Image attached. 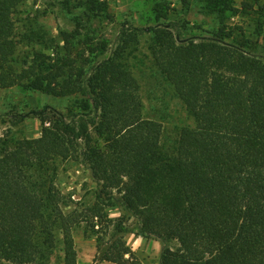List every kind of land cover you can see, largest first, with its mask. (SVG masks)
<instances>
[{"label": "trees", "instance_id": "1", "mask_svg": "<svg viewBox=\"0 0 264 264\" xmlns=\"http://www.w3.org/2000/svg\"><path fill=\"white\" fill-rule=\"evenodd\" d=\"M26 1L0 0V90L76 98L78 112L68 120L46 108L36 113L39 137L0 136V260L77 264L74 231L85 224L97 233L101 261L143 264L124 240L134 221L138 236L164 243L160 264H264V57L251 51L245 32L222 25L212 36L183 39L176 23L125 24L109 51L90 27L107 14L105 3L88 0L98 14L85 11L72 31L50 37L17 32L13 9ZM204 1L211 12H239L233 0ZM254 6L264 9V0L244 9ZM155 12L166 14L162 6ZM144 37L193 119L171 149L162 124L144 116L130 64ZM77 157L98 189L93 203L66 212L56 164ZM115 208L122 209L118 222L109 219ZM103 222L107 241L96 231Z\"/></svg>", "mask_w": 264, "mask_h": 264}, {"label": "rangeland", "instance_id": "2", "mask_svg": "<svg viewBox=\"0 0 264 264\" xmlns=\"http://www.w3.org/2000/svg\"><path fill=\"white\" fill-rule=\"evenodd\" d=\"M64 1L29 0L15 6L13 15L17 32L34 30L56 37L61 31H72L75 28L76 16L84 17L85 11L93 10L98 14L97 9L88 4V0H71L69 7L64 6ZM99 1L107 5V14L110 18L107 14L96 16L90 27L96 31L95 41L103 40L109 51L115 48L121 28L125 24L136 28H147L158 23L171 22L179 26L183 39L212 36V33L222 25H225L227 30L235 29V34L242 29L251 41V51L264 57V9L260 6H254L252 10L244 9V5L251 3L252 0H233L232 5L239 9V12L236 14L228 11L225 15L211 12L204 0L190 2L188 7L183 4V0ZM160 6L166 14L165 17L162 15L161 18H157L155 9ZM69 8L75 10L70 11ZM150 44L149 37L142 38L139 50L133 54L130 64L140 84L144 116L162 124V143L166 149H171L180 129L193 126V119L177 98L173 87L152 63L149 54ZM28 49L29 47L22 46L20 52ZM107 56L108 54L99 56L98 62ZM46 108L63 113L69 120L78 112V99L54 98L41 93L24 92L20 88L0 90V136L9 134L21 139L39 137L42 125L36 113ZM56 166V185L66 198L67 205L64 208L66 212L81 210L95 201L98 185L88 164H85L82 158L58 161ZM121 214V208L109 210V219L118 222ZM106 225L108 222H103V226L96 228L104 241L110 237V233L103 236L108 230ZM128 226L124 240L137 258L143 264H160L164 243L156 238L147 239L138 236L133 229L136 226L134 221H130ZM110 229L113 227L111 226ZM74 241L77 264H112L101 261L97 233L87 230L85 224L75 229ZM167 246L175 250L179 244L171 241ZM62 257L60 245L55 250L53 261L60 262ZM0 264L9 263L0 260Z\"/></svg>", "mask_w": 264, "mask_h": 264}]
</instances>
